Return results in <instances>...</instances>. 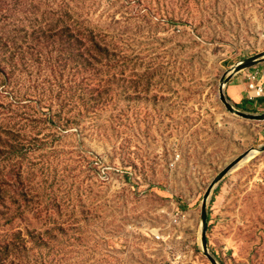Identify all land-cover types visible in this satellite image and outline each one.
Listing matches in <instances>:
<instances>
[{
	"label": "rangeland",
	"instance_id": "374dc122",
	"mask_svg": "<svg viewBox=\"0 0 264 264\" xmlns=\"http://www.w3.org/2000/svg\"><path fill=\"white\" fill-rule=\"evenodd\" d=\"M64 4L118 43L120 65L80 77L86 112L77 119L68 110L67 129H39L45 147L20 163L22 180L0 159V178L23 191L13 225L0 211L1 264H211L202 245L206 194L234 161L264 148V122L244 121L221 101L222 80L264 53V0H0V56L14 58L0 112L9 94L23 101L36 86L31 96L51 100L55 115L75 88L59 63L66 41L39 36L42 15ZM257 70L264 63L225 93L237 110L262 115L264 101L248 100ZM49 104L27 113L41 117ZM209 216L218 264H264V154L215 190ZM14 235L22 251L6 262L1 250Z\"/></svg>",
	"mask_w": 264,
	"mask_h": 264
},
{
	"label": "trees",
	"instance_id": "16d2710c",
	"mask_svg": "<svg viewBox=\"0 0 264 264\" xmlns=\"http://www.w3.org/2000/svg\"><path fill=\"white\" fill-rule=\"evenodd\" d=\"M71 5L64 4L59 14L45 12L42 17L47 20V25L39 27V36L50 39L59 38L60 42L66 41L68 45L67 58H65L66 55L61 56L59 63L62 66L64 64V68L69 69V75L77 80L75 88L68 93L65 92L63 101L58 105V112L55 115L52 108L54 103L51 100L34 98L40 95V92L37 94L39 88L36 86L30 88L27 98H23V101H20L16 95L11 96L9 94L12 103L6 112L3 110L0 112L3 113L0 114V159L3 164L11 162V174L17 180L23 179V165L20 164L23 159L45 147L44 139H40L42 133L39 131L40 128L50 129L49 126L58 128L59 123L63 122L62 128L67 129L73 119L67 116L68 110V115L76 112L77 119L86 112L84 88L82 87L84 83H78L80 77L89 70L104 68L116 70L120 65L118 43L91 30L86 21L83 20L78 7ZM24 59L23 57V68L25 66ZM11 61H14L13 57L10 59L6 55L0 56V87L2 88L10 86V79L6 75V71L7 66L12 65ZM32 93H36L35 96H31ZM46 102L50 103L45 106L49 108H47V112L42 113L41 117L27 113L30 110V104L36 108L39 107L41 113ZM21 103L24 104L23 111L26 113H20L19 110L21 109L18 105ZM238 106L242 107L241 105ZM4 180L5 178H0V211L3 210L5 214L13 216L9 222V225H13L14 221L23 215L21 212L23 209V191L16 192ZM13 237H15L14 241L6 243L1 250L6 262L22 251L21 246H19L20 243L18 244L21 237L18 235ZM2 262L0 261V264Z\"/></svg>",
	"mask_w": 264,
	"mask_h": 264
},
{
	"label": "water",
	"instance_id": "95a60500",
	"mask_svg": "<svg viewBox=\"0 0 264 264\" xmlns=\"http://www.w3.org/2000/svg\"><path fill=\"white\" fill-rule=\"evenodd\" d=\"M264 63V53L258 54L250 59H247L246 61L238 64L223 80L221 84V101L225 105L226 109L234 116L247 121V122H253V123H263L264 122V114L262 115H255V114H247L243 113L235 108V106L232 104V102L227 98L226 96V88L230 84V82L234 79L235 76L241 74L242 72H245L247 70L253 69L259 64ZM255 153L264 154V148L260 150H251L238 158L236 161H234L220 176L217 178L210 189L208 190L204 205H203V215H202V245H203V251L205 253V256L208 258V261L211 264H218L216 260H214L210 256L209 251V240H208V234H209V228H210V216H209V204L213 197V194L215 190L228 178L230 177L234 172H236L240 167L243 165V163L247 162L250 158L253 157Z\"/></svg>",
	"mask_w": 264,
	"mask_h": 264
},
{
	"label": "built area",
	"instance_id": "2783aa9c",
	"mask_svg": "<svg viewBox=\"0 0 264 264\" xmlns=\"http://www.w3.org/2000/svg\"><path fill=\"white\" fill-rule=\"evenodd\" d=\"M249 78V102L254 104L258 101H264V71L257 70Z\"/></svg>",
	"mask_w": 264,
	"mask_h": 264
},
{
	"label": "crops",
	"instance_id": "0c3cea01",
	"mask_svg": "<svg viewBox=\"0 0 264 264\" xmlns=\"http://www.w3.org/2000/svg\"><path fill=\"white\" fill-rule=\"evenodd\" d=\"M230 96L236 102H239L242 99L241 91L239 89V86L238 87L233 86V87L230 88Z\"/></svg>",
	"mask_w": 264,
	"mask_h": 264
},
{
	"label": "bare ground",
	"instance_id": "6f19581e",
	"mask_svg": "<svg viewBox=\"0 0 264 264\" xmlns=\"http://www.w3.org/2000/svg\"><path fill=\"white\" fill-rule=\"evenodd\" d=\"M259 155H260L259 153H255V154L253 155V157L250 158L247 162L243 163V165H242L241 167H243V166L249 164L254 158L258 157Z\"/></svg>",
	"mask_w": 264,
	"mask_h": 264
}]
</instances>
